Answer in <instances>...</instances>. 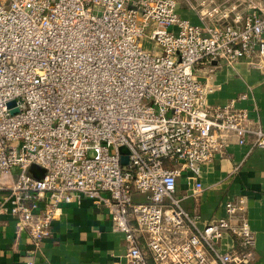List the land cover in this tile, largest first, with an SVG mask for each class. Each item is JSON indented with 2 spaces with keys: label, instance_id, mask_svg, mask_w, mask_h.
Instances as JSON below:
<instances>
[{
  "label": "built area",
  "instance_id": "built-area-1",
  "mask_svg": "<svg viewBox=\"0 0 264 264\" xmlns=\"http://www.w3.org/2000/svg\"><path fill=\"white\" fill-rule=\"evenodd\" d=\"M178 5L0 0V215L26 233L27 254L51 236L62 205L88 199L107 209L130 264H146L140 237L155 264L252 260L249 226L231 223L245 199L199 229L176 180L198 178L230 141L264 150V128L232 102L208 104L213 88L195 74L241 61L264 70V0H194L200 24ZM225 233L238 249L220 250Z\"/></svg>",
  "mask_w": 264,
  "mask_h": 264
},
{
  "label": "crops",
  "instance_id": "crops-1",
  "mask_svg": "<svg viewBox=\"0 0 264 264\" xmlns=\"http://www.w3.org/2000/svg\"><path fill=\"white\" fill-rule=\"evenodd\" d=\"M220 2L221 0H215ZM194 0H179L178 13L192 23L200 24L193 11ZM197 77L213 90L207 94V103L221 106L228 103L237 109H246L253 125L264 128V70L246 61L234 65L198 66ZM244 95V98H240ZM252 141V136L249 137ZM181 172L176 180V196L190 215L196 216V227L202 228L209 220L226 217L224 204L245 199V210L232 224L247 223L254 243L250 247L253 258L249 264H264V150L230 141L211 162L206 163L198 178H189ZM201 190L195 193V183ZM135 199L142 195L135 194ZM139 247L146 264H155L144 238ZM235 236L225 233L220 250L238 249ZM30 243L25 232L16 228L12 215H0V264H130L126 258L123 234L112 230L107 209L88 199L64 204L51 224V236L44 240L35 254H27Z\"/></svg>",
  "mask_w": 264,
  "mask_h": 264
},
{
  "label": "water",
  "instance_id": "water-1",
  "mask_svg": "<svg viewBox=\"0 0 264 264\" xmlns=\"http://www.w3.org/2000/svg\"><path fill=\"white\" fill-rule=\"evenodd\" d=\"M119 152L122 154L121 157V164L122 165H126L128 160H127V150L124 147L119 148ZM30 173L33 174L36 178H40L42 177L43 171L38 169L36 166H32L30 168Z\"/></svg>",
  "mask_w": 264,
  "mask_h": 264
},
{
  "label": "rangeland",
  "instance_id": "rangeland-1",
  "mask_svg": "<svg viewBox=\"0 0 264 264\" xmlns=\"http://www.w3.org/2000/svg\"><path fill=\"white\" fill-rule=\"evenodd\" d=\"M146 45H147V43H146Z\"/></svg>",
  "mask_w": 264,
  "mask_h": 264
}]
</instances>
